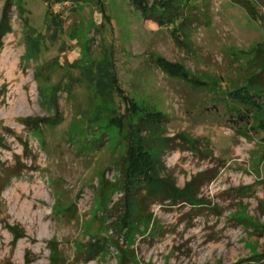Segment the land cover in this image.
<instances>
[{
  "label": "rangeland",
  "instance_id": "374dc122",
  "mask_svg": "<svg viewBox=\"0 0 264 264\" xmlns=\"http://www.w3.org/2000/svg\"><path fill=\"white\" fill-rule=\"evenodd\" d=\"M171 1L177 17L163 24L132 0L54 5L58 26L44 0L12 7L0 48V264H264V0ZM98 71L115 78L104 96ZM241 86L261 109L229 96ZM124 97L165 115L161 173L179 188L195 178L193 204L141 191L125 214L127 119L144 112L125 118Z\"/></svg>",
  "mask_w": 264,
  "mask_h": 264
},
{
  "label": "trees",
  "instance_id": "16d2710c",
  "mask_svg": "<svg viewBox=\"0 0 264 264\" xmlns=\"http://www.w3.org/2000/svg\"><path fill=\"white\" fill-rule=\"evenodd\" d=\"M23 0H5L2 13L0 16V48L2 46L3 37L11 31V12L12 7H22ZM47 5L46 18L48 22L59 25L60 15L53 8L54 5H61L67 1L74 0H44ZM134 5L140 9L141 13L145 16L151 14L154 16V21L159 24L171 23L177 12L172 10L171 0H156L152 3H148L146 0H132ZM159 67L168 72L171 75L183 77V79L189 82H195L197 79L190 77L180 64L169 62L163 57H158L156 60ZM113 77L110 72L96 73L94 79V85L97 93L101 96L108 94L106 91V85ZM93 80V78H91ZM90 79V80H91ZM109 80V81H108ZM229 96L233 100H237L240 103L252 107L255 110L262 108L263 97L260 95H254L249 90L248 86H241L229 92ZM124 103L127 105L126 112L122 115H126L128 107H132V113L143 111L144 114L135 115L133 122L130 118L128 120L127 131V148L122 158V177L120 180L121 189L123 190V199L125 201V214L129 211L135 210L138 206V196L143 191L145 198L170 200L174 204L178 202H186L193 204L197 198L193 196V187L195 178L187 182L182 188H179L174 179L170 176L163 175V161L162 155L165 148L170 146L172 138L170 136H163L161 132L163 128V120L165 115L160 111L146 110L140 106H137L132 100H127L124 97ZM103 106H101L102 108ZM122 115L111 116L110 121L118 127H122ZM126 118V116H125ZM133 118V115H132ZM3 145V140L0 136V146ZM2 188L0 187V192Z\"/></svg>",
  "mask_w": 264,
  "mask_h": 264
}]
</instances>
